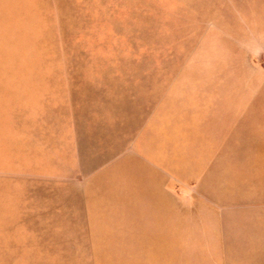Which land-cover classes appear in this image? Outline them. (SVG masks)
<instances>
[{"label": "rangeland", "instance_id": "obj_1", "mask_svg": "<svg viewBox=\"0 0 264 264\" xmlns=\"http://www.w3.org/2000/svg\"><path fill=\"white\" fill-rule=\"evenodd\" d=\"M0 264H264V0H0Z\"/></svg>", "mask_w": 264, "mask_h": 264}]
</instances>
